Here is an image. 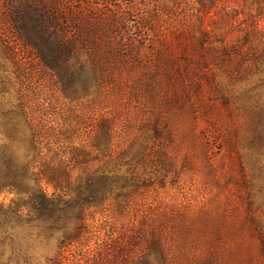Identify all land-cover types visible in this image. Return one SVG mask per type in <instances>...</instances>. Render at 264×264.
Instances as JSON below:
<instances>
[{
	"label": "rangeland",
	"instance_id": "obj_1",
	"mask_svg": "<svg viewBox=\"0 0 264 264\" xmlns=\"http://www.w3.org/2000/svg\"><path fill=\"white\" fill-rule=\"evenodd\" d=\"M226 1L233 13L224 21L216 16L219 23L209 29L234 46L244 40L250 6L248 0H219L220 10ZM79 4V0H0V148L14 142L9 148L31 155L15 139L32 137L34 132L53 143L60 134L76 132L77 142L88 147L99 122L107 120L115 132L117 186L122 195L130 192V198L118 197L105 209L91 211L89 231L80 244L62 251L63 264H102L109 246L126 250L128 261L138 264H264V229L259 235L247 219L231 179L241 174V161L246 175L252 174L244 143L247 128L241 117L230 118L219 95L216 98L217 89L228 84L226 66L231 62H222L219 51L210 49L209 67L201 69V57L192 51V70L173 69L171 76L165 67L154 66L153 56L144 55L139 66L124 55L114 58L103 53L93 62L91 54L82 51L76 56L58 55L52 72L23 46L19 21L31 18L34 8L52 14L62 9L61 22L71 39L75 37L71 15ZM183 9L192 12L187 6ZM28 26L42 32L35 22ZM82 28L83 39L105 41L90 36L87 24ZM112 38L121 45L125 42L119 35ZM152 43L151 35L144 33L140 45L153 48ZM180 44L174 40L170 45ZM39 45L46 46L45 40ZM171 77L175 84L168 82ZM201 87L202 102L196 96ZM22 107L30 112V120L20 113ZM230 132H235L232 152L226 143ZM124 177L132 187H124ZM256 193L257 200L264 201V190L258 187ZM13 201L15 195L0 196V264H55L62 234L50 233L45 224L26 216L4 217L2 207L8 209ZM256 216L264 217V211ZM123 235L126 240L120 243Z\"/></svg>",
	"mask_w": 264,
	"mask_h": 264
},
{
	"label": "trees",
	"instance_id": "obj_2",
	"mask_svg": "<svg viewBox=\"0 0 264 264\" xmlns=\"http://www.w3.org/2000/svg\"><path fill=\"white\" fill-rule=\"evenodd\" d=\"M95 1L79 0L80 7H74L71 22L75 37L71 39L67 38L69 31L61 22L62 9L52 14L49 10L34 8L29 12L31 18L21 17L19 21L23 46L37 58L43 59L52 72L56 71L58 55L76 56L87 51L93 62L95 58L98 59V54L103 53L104 56L114 58L124 55L139 66L143 65L144 55L153 56L154 66L165 67L171 76L173 69L192 70V51L200 55L201 69L209 67L207 52L210 49L219 51V59L231 62V65L229 68L226 66V70H229L228 84L217 89L216 98L218 101L219 95L221 108L226 109L224 112L230 118L239 116L244 119L247 128L245 149L252 165L251 177L246 175V164L241 161V174L233 175L231 179L244 204L247 219L257 226L256 232L261 235L264 217L256 214L260 210L264 211V201L257 200L256 188L264 190V0H248L249 24L243 42L234 46L225 44L220 37H216L214 30L209 29L219 23L216 16L221 15V21H224L233 13L228 1L223 3L221 10L219 0H119L117 4L112 0H102L101 5ZM184 6L192 12H184ZM112 14L115 21L111 24L109 21L113 18ZM31 21L38 24L42 32L37 33L31 29L28 26ZM208 21L213 24L207 26ZM84 24L88 25L87 33L90 36H99L105 41L94 43V40L83 39ZM179 24L180 29L177 28ZM174 25L175 29L170 30L169 26ZM15 28L20 31L17 26ZM144 33L151 35L153 48L140 45ZM114 35H119L121 41L123 38L125 42L122 41L121 45L116 39L113 40ZM213 37L215 41L211 40ZM41 40H45L46 46L39 45ZM174 40L181 44L170 45ZM191 40L192 44L189 42ZM48 58L51 60L49 63ZM168 82L176 83L172 77L168 78ZM204 94L203 87L197 88L196 96L200 101L205 99ZM20 113L26 120H30V112L24 107ZM28 122L32 127L31 121ZM97 128L88 147L77 142L76 132L64 136L60 134V139L54 140V143L34 132L32 137L15 139L20 141L18 144L27 146L32 156L9 148L14 142L5 144L4 150L0 148V196L7 193L17 198L8 209L2 207V214L12 220L26 216L32 222L45 224L50 233L62 234L60 253L55 264H63L62 251L82 242L89 231L91 211L105 209L110 202L118 201V197L130 198V192L120 194L116 171H113L117 164L113 157V124L104 120L99 122ZM234 133H229L226 142L230 151L235 149L232 139ZM128 181L124 177V187L130 188L132 186ZM124 240L125 235L119 241L121 243ZM262 241L264 248V237ZM126 243L137 245L136 241ZM125 251H117L109 246L101 263L138 264L128 261L129 255Z\"/></svg>",
	"mask_w": 264,
	"mask_h": 264
}]
</instances>
